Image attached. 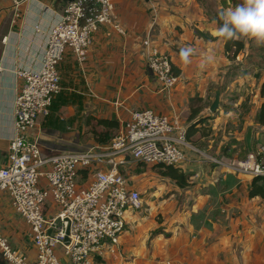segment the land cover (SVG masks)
I'll list each match as a JSON object with an SVG mask.
<instances>
[{
    "label": "crops",
    "instance_id": "0c3cea01",
    "mask_svg": "<svg viewBox=\"0 0 264 264\" xmlns=\"http://www.w3.org/2000/svg\"><path fill=\"white\" fill-rule=\"evenodd\" d=\"M15 1L0 0L3 164L13 136L15 96L24 82L17 72L40 67L47 32L68 3L21 0L16 5ZM77 1L83 7L81 23L93 19L98 11L95 1ZM240 2L114 0L115 20L125 34L100 27L82 65L70 50L65 51L58 67L62 90L48 117H38L27 134L28 140L38 142L43 157L94 144L88 131L97 127L96 120H115L119 131L135 110L178 117L187 131L197 120L206 119L187 139L185 160L175 167L187 176L185 187L164 176L163 168H147L129 159L120 167L122 174L128 171L130 187L140 193L141 208L126 211L119 244L104 247L91 264H264V201L248 198L251 177L211 162L242 160L248 153L249 128L254 129L251 147L264 142V128L257 124L264 43L242 37L244 51L228 59L217 31L220 12ZM150 47L166 55L177 72V85L169 93L159 92L147 69ZM182 49L192 50L187 62L180 55ZM217 89L219 105L211 113ZM53 209L46 208L45 213L56 212ZM0 235L23 258L34 260L30 229L1 191ZM57 253L63 257L61 248ZM0 264H8L1 253Z\"/></svg>",
    "mask_w": 264,
    "mask_h": 264
},
{
    "label": "built area",
    "instance_id": "2783aa9c",
    "mask_svg": "<svg viewBox=\"0 0 264 264\" xmlns=\"http://www.w3.org/2000/svg\"><path fill=\"white\" fill-rule=\"evenodd\" d=\"M94 1L97 14L84 24L82 4L68 2L47 32L40 67L17 72L24 82L14 100L13 136L0 169V191L8 194L12 208L29 227L35 258L26 260L0 235V253L8 264H91L104 247L119 244L126 211L141 208L140 193L120 172L127 158L136 164L164 167H177L185 160L182 147H189L186 127L178 117L149 109L131 111L106 146L94 143L65 148L43 157L38 142L28 140L37 118L48 117L62 90L58 67L65 51L70 50L82 65L100 26L125 34L115 20L114 0ZM15 2L18 5L21 0ZM146 65L159 92L169 93L177 84L169 58L158 48H148ZM263 153L264 142H260L243 160L221 158L213 163L236 174L264 177ZM81 171L91 178L77 186ZM48 199L56 212L45 213L43 204Z\"/></svg>",
    "mask_w": 264,
    "mask_h": 264
},
{
    "label": "trees",
    "instance_id": "16d2710c",
    "mask_svg": "<svg viewBox=\"0 0 264 264\" xmlns=\"http://www.w3.org/2000/svg\"><path fill=\"white\" fill-rule=\"evenodd\" d=\"M216 20H217L218 29H219L222 25V21H221L220 17H217ZM100 27H104V26H100ZM110 28L113 31H115L112 27H110ZM221 38L223 39L224 50H225L228 58L233 59L238 54H240L241 52L244 51L245 44L243 42L242 37H239V36H233V37L221 36ZM92 44H93V42H92ZM173 73H174V75L177 76V72L174 69H173ZM153 77H154V75H153ZM154 79L156 80L155 77H154ZM259 97H260L261 102L259 104L258 112H257V124L260 127L264 128V80L261 82L260 87H259ZM205 121H206L205 118L199 119L195 123H193L191 126H189L188 131H187V139L188 140H190L191 136L194 134L195 129H196L195 127L198 125H202ZM96 125H97V127H90L88 134L90 135L91 138L94 139L95 144H99L102 146L108 145L110 143L112 137L114 136V133H116L119 129L118 122L115 120H111V119L96 120ZM98 128H100V130H98ZM246 156L243 159H245ZM261 163L264 166V153L261 156ZM139 165H142V164H139ZM157 167L163 168V170H164L163 175L174 180L178 186L185 187L187 185V180H188L187 176L184 173H182L179 169H177L175 167H164V166H159V165H157ZM79 175H80V178L81 177L86 178V176L88 175V172L87 171H81ZM80 178L78 181L79 183H80ZM248 198L249 199L260 198L262 201H264V177H253L251 179L250 184H249Z\"/></svg>",
    "mask_w": 264,
    "mask_h": 264
},
{
    "label": "clouds",
    "instance_id": "9594fccd",
    "mask_svg": "<svg viewBox=\"0 0 264 264\" xmlns=\"http://www.w3.org/2000/svg\"><path fill=\"white\" fill-rule=\"evenodd\" d=\"M218 35L245 37L264 43V0H241L234 8L220 12ZM192 50L182 49L180 55L187 62Z\"/></svg>",
    "mask_w": 264,
    "mask_h": 264
},
{
    "label": "water",
    "instance_id": "95a60500",
    "mask_svg": "<svg viewBox=\"0 0 264 264\" xmlns=\"http://www.w3.org/2000/svg\"><path fill=\"white\" fill-rule=\"evenodd\" d=\"M66 1L70 2V1H73V0H66ZM219 96H220V89H217L216 92H215L214 101H213V103H212V105L210 106V109H209L211 113H214L217 110V108H218ZM253 130H254L253 128H249L247 133H246V136H245V143H246V147H247L248 152L252 151L251 139H252ZM2 166H3V158H2V155H1V151H0V169L2 168ZM65 242H67V238L65 239Z\"/></svg>",
    "mask_w": 264,
    "mask_h": 264
},
{
    "label": "rangeland",
    "instance_id": "374dc122",
    "mask_svg": "<svg viewBox=\"0 0 264 264\" xmlns=\"http://www.w3.org/2000/svg\"><path fill=\"white\" fill-rule=\"evenodd\" d=\"M228 59H230V58H228ZM233 59H234V58H233ZM176 85H177V84H176ZM176 85H175V86H176ZM175 86H174V88H175ZM174 88H173V89H174ZM95 125H96V123H95ZM84 138L87 139V138H88V135L85 134V135H84ZM185 148H187V147H182V150L184 151ZM255 148H256V145H253V149H255ZM184 152H185V151H184ZM211 162H213V159L211 160ZM180 165H181V164H180ZM142 166H145V165H142ZM178 166H179V165H178ZM146 167H147V168H152V167H157V166H146ZM218 167H219V166H218ZM163 171H164V170H163ZM127 172H128V171H127ZM127 172H126V173L123 172V175H124V174H127ZM128 175H129V174H127L126 177H128ZM129 176H130V175H129ZM245 176H247V175H245ZM88 178H89L88 175L86 176V178H82V177H81V178H80V183H79V182H78V181H79V177H77V178H76V182H77L76 185L79 186L78 184H85V183L88 181ZM40 186H41V187H44L45 185H44V183H40ZM142 196H143V195H142ZM46 208H51V209L54 208L53 210L56 209V208H55V205L52 203L51 199L46 200L45 203L43 204V209H46Z\"/></svg>",
    "mask_w": 264,
    "mask_h": 264
}]
</instances>
